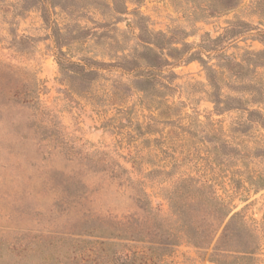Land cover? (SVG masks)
Returning a JSON list of instances; mask_svg holds the SVG:
<instances>
[{
    "label": "rangeland",
    "instance_id": "1",
    "mask_svg": "<svg viewBox=\"0 0 264 264\" xmlns=\"http://www.w3.org/2000/svg\"><path fill=\"white\" fill-rule=\"evenodd\" d=\"M71 1L77 10L85 8L84 17L78 19L81 25L96 26L86 18L103 20L101 7L94 9L95 0ZM233 2L126 0L128 11L144 16L152 32L183 40L189 47L187 54L196 53L198 58L166 67L165 74L175 73L167 79L171 89L148 103L141 92L128 86L129 75L112 68L100 70L103 76L93 82L90 94L71 90L62 81L40 8L24 9L19 0H0V61L35 78L37 100L68 142L64 153L39 144V110L18 104L0 109V264H39V235L61 236L74 229L76 220L66 214L61 200L67 191L90 194L93 203L87 207L128 208L130 201L116 189L125 172L134 179L149 173L145 190L153 206L164 205L162 192L181 178L210 185L234 211H242L254 223L256 256L264 264V67L248 70L239 82L227 73L218 74L222 102L229 96L247 98L240 91L243 84L261 94L257 106L233 103L219 110L199 61L200 57L209 64H220L225 58L241 61L245 52L264 49V35L258 36L264 31V0H240L234 8L224 7ZM60 10L56 8L59 16L52 19L62 16ZM117 26L129 33L119 36L107 32V27L97 28L104 36L89 42L88 56L114 62L129 50L139 30L124 22ZM115 34L125 39L121 46ZM208 37L216 39L222 56L201 51V44H213ZM111 91L118 93L113 96ZM114 174L118 177L111 180ZM34 241H38L36 250L23 256L5 253L8 244ZM165 261L216 264L188 244L174 247Z\"/></svg>",
    "mask_w": 264,
    "mask_h": 264
},
{
    "label": "trees",
    "instance_id": "2",
    "mask_svg": "<svg viewBox=\"0 0 264 264\" xmlns=\"http://www.w3.org/2000/svg\"><path fill=\"white\" fill-rule=\"evenodd\" d=\"M19 1L20 8H40L42 20L50 31L62 81L77 93L90 94L93 82L103 76L100 70L112 68L129 75L128 86L141 92L145 100L152 103L157 94L171 89V82L167 79L175 73L168 71L165 74L166 67L198 59L195 58L196 53L187 54L189 47L183 40L170 39L163 32H152L144 16L135 10L128 11L126 0H95L94 9L101 7L104 18L100 21L86 18L96 25L91 28L79 23L78 19L85 15V8L79 6L81 10H77L71 0ZM239 2L234 0L224 7L234 8ZM219 5L223 3L219 2ZM57 7L61 9L62 16L52 19V15L59 16ZM119 22L139 30L138 35H133L134 42L129 50H123L114 62H103L88 56L86 48L89 42L104 36L97 28L107 27V32H117L119 36L129 33L120 30L117 26ZM262 35L264 31L258 33V36ZM114 36L115 42H120L121 46L125 39L120 40L116 34ZM208 39L213 44H201V51H213L222 56L216 50V39ZM199 59L214 92L211 97L216 109H228L233 103L257 106L261 102V94L246 84L240 86V91L246 92L247 98L229 96L222 102L218 74L227 73L234 82H239L243 73L264 67V49L245 52L241 61L225 58L220 64H209L203 58ZM113 88L119 90L115 86ZM37 89L35 78H31L25 70L0 61V109L18 104L39 110V144L64 153L68 147L66 136L59 130L57 122L51 120L53 116L48 115L45 106L37 100ZM112 91L110 95L118 93ZM252 112L259 113L257 109ZM261 123L264 124V117ZM125 173L126 176L116 183L117 193L125 195L130 201L129 207L122 211L111 207L107 210L87 207L85 204L93 203L90 194L65 192L61 200L66 203V214L76 220L74 229L61 236L39 235V264H170L165 257L181 244L202 250L216 264H260L256 256L258 241L254 223L248 221L242 211H234L231 203L220 198L210 185L193 177L181 178L171 189L162 192L164 205L153 206L145 190L144 179L149 173L136 179ZM116 177L114 174L110 179L115 180ZM37 243L34 241L20 246L14 242L8 244L5 253L23 256L36 250L34 246ZM2 250L0 242V258Z\"/></svg>",
    "mask_w": 264,
    "mask_h": 264
}]
</instances>
